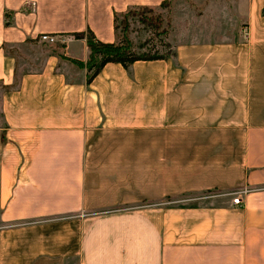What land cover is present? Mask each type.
Instances as JSON below:
<instances>
[{
	"label": "crops",
	"instance_id": "0c3cea01",
	"mask_svg": "<svg viewBox=\"0 0 264 264\" xmlns=\"http://www.w3.org/2000/svg\"><path fill=\"white\" fill-rule=\"evenodd\" d=\"M164 1L0 0V85L10 49L86 62L75 33L116 43L114 16ZM184 2L172 57L86 86L47 54L2 93L0 264H264V0ZM207 191L238 194L168 204Z\"/></svg>",
	"mask_w": 264,
	"mask_h": 264
},
{
	"label": "rangeland",
	"instance_id": "374dc122",
	"mask_svg": "<svg viewBox=\"0 0 264 264\" xmlns=\"http://www.w3.org/2000/svg\"><path fill=\"white\" fill-rule=\"evenodd\" d=\"M188 8L190 7L185 4L184 0H170L168 3L155 9H130V14H127L128 11L124 13L127 14L128 18L126 32H124V28L121 24L123 18L118 17L117 19L116 26L118 40H121L122 38L128 39L132 44L134 51L139 56L159 55L163 57H172L173 47L170 43V38L173 34L181 35L183 33L182 29L186 22L185 16L188 13ZM152 18H159L161 23L160 31L165 30V35L157 36V34H155L153 27L147 23V20ZM10 51H12V53L18 58L19 76L23 71L40 68L47 54L62 53L63 48L61 43L43 45L30 44L28 46L10 49ZM3 92L4 89L0 85V104ZM1 124L2 113L0 107V125ZM237 194L238 193L207 191L201 194L185 195L174 201L169 199L168 204L187 206L199 203L206 204L207 201L216 199L217 201L213 203L223 206L229 203V198H232L233 195Z\"/></svg>",
	"mask_w": 264,
	"mask_h": 264
},
{
	"label": "trees",
	"instance_id": "16d2710c",
	"mask_svg": "<svg viewBox=\"0 0 264 264\" xmlns=\"http://www.w3.org/2000/svg\"><path fill=\"white\" fill-rule=\"evenodd\" d=\"M168 1L162 2L161 6L168 3ZM130 10H128L127 14H130ZM127 14H122L119 16H114V30L117 34V19L118 17H122L123 20L121 22L124 32H126L127 26ZM147 23L153 27V31L157 36L165 35L166 31L162 30L160 31V20L159 18H152L148 19ZM6 25L8 23L6 22ZM73 38L75 40H84L87 48H88V57L86 62H80L76 60L69 59L62 55L61 53L55 54L50 53L56 57H58L60 60H68L72 62L73 64L77 65L81 69H85L86 71V78H85V84L86 86H89V84L92 82V80L101 72L103 67L107 64L113 63V64H119L122 66V68L130 74V68L135 62L138 61H156V60H165L170 57H163L159 55H145V56H139L133 49L132 44L128 39L122 38L121 40H118L116 43H103L99 41L95 35L90 31L89 29L82 33H75L73 35ZM63 48V46H62ZM19 87V76L18 73H15L14 77V83L12 86H3L2 88L4 91H10V90H18Z\"/></svg>",
	"mask_w": 264,
	"mask_h": 264
},
{
	"label": "built area",
	"instance_id": "2783aa9c",
	"mask_svg": "<svg viewBox=\"0 0 264 264\" xmlns=\"http://www.w3.org/2000/svg\"><path fill=\"white\" fill-rule=\"evenodd\" d=\"M40 42L46 43V44H56L58 43L57 39L55 37L49 36V35H42L39 37ZM250 192V190H244L243 193ZM236 204H241V200H236Z\"/></svg>",
	"mask_w": 264,
	"mask_h": 264
}]
</instances>
